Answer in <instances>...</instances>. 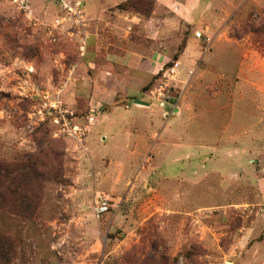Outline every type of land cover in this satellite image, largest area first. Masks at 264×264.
Segmentation results:
<instances>
[{
  "label": "rangeland",
  "instance_id": "1",
  "mask_svg": "<svg viewBox=\"0 0 264 264\" xmlns=\"http://www.w3.org/2000/svg\"><path fill=\"white\" fill-rule=\"evenodd\" d=\"M249 5L244 2L226 22L230 47L211 36L204 62L217 58L216 67L209 68L214 81L194 85L200 66L189 85L182 86L178 76L185 70L188 78L195 58L181 56L179 74L166 72L173 58L156 82L141 88L146 93L152 87L149 110L155 103L159 116L148 141L134 146L131 140L142 133L129 130L133 115L127 118L123 109L117 110L110 123L104 112L110 104L102 101L95 108L80 84L90 21L76 30L66 22L56 27L54 19L61 13L56 0H0V160L6 165L0 264H264V201L256 193L260 167L254 162L260 157L244 148L245 129L264 136V36L245 27L250 12H255V24L260 21L263 7ZM59 87L78 115L90 108L100 112L87 132L85 149L55 136L49 121L34 114L42 93ZM180 96L186 107L198 108L202 121L181 117L163 131ZM131 103L130 97L119 96L113 105ZM197 128L209 142L199 147L186 136L178 142L180 132L192 134ZM232 133L242 142L237 143L240 155H233L234 144H219L232 150L220 165L222 174L211 163L192 158L199 152L201 160L207 159L211 137L224 140ZM165 140L179 144L167 146ZM186 153L191 158H183ZM96 200L109 205L100 218L94 214Z\"/></svg>",
  "mask_w": 264,
  "mask_h": 264
},
{
  "label": "crops",
  "instance_id": "2",
  "mask_svg": "<svg viewBox=\"0 0 264 264\" xmlns=\"http://www.w3.org/2000/svg\"><path fill=\"white\" fill-rule=\"evenodd\" d=\"M83 1L86 19L90 21L92 27L88 37L86 58L81 63L84 72L80 76V84L91 104L92 102L96 103L95 108H100L102 101L110 104L109 110L104 111L109 114L110 123H114L116 118L113 113L120 109L124 110L127 118L130 115L134 116H132L134 126H131L129 130L142 133L131 140L130 143L134 146L144 145L143 143L148 141L149 131L156 130L154 117L159 116V109L156 108L155 103H153L154 108L149 110L152 105H149V91L153 92L152 87L148 88L146 93L140 90L148 86L150 82L158 80V75L164 66L174 58L179 44L184 41L183 51L177 58L179 62L177 74L182 66L179 60L181 56H186L187 59L195 58V64L187 70L188 78H184L185 70L181 72V77L178 76L182 86L189 85L191 78L200 66L202 69L199 71L194 85L198 83L197 81L202 82L205 79L212 82L215 78H212L213 71H210L209 68L216 67L218 60L216 58L207 64L204 62L206 51L201 52L203 40L197 38L195 32L200 31L202 35L213 36V42L223 43L230 47L233 39L228 36L226 22L231 20L233 14L242 10L244 2L246 4L250 2L248 7H264V0H155L153 14L150 17H144L116 8L117 4L126 0ZM133 36L143 37L145 41L139 43ZM198 52L202 53L200 57H198ZM261 65L264 67V61L261 62ZM184 91V89L181 91L182 94ZM119 96L130 97L132 103L126 107L118 104L113 105L114 100ZM180 99L182 100L173 110L172 116L166 120L163 131H170L174 123L179 122L181 117L194 120L199 116V120L202 121V115L201 112H198V108L186 107L185 99L182 97ZM99 114L100 112L96 114V117ZM228 127L229 123L225 125L223 132ZM199 128L192 134L187 130L182 131V134L180 132L178 142H185L186 136L187 140L195 141L199 147H202L205 141L209 142V138H202ZM202 128L205 132L206 127ZM129 130L123 129L124 132H129ZM244 132L247 133L244 137V144L246 143L244 148L246 151H254L260 157L259 160L254 161L260 167V174L258 173L256 177V193L264 201V136L261 139L259 133L258 135L254 134L249 128ZM163 142L167 146L176 143H167L168 140ZM210 142L213 144V149L207 159L201 160L199 152L192 153V158H198L202 164L211 163L214 166L212 170L220 175L223 172L220 165H224V157L229 158L232 150L228 148L224 150L221 146L219 147V144L222 142L234 144L236 148L233 155H240L237 143L242 142L239 141L235 133L226 135L224 140L222 137H211ZM257 144L260 145L258 151L256 150ZM192 146L196 149L197 145L193 144ZM183 158L189 159L191 155L186 153ZM250 161L252 160L250 159ZM238 167V170H243L241 162ZM233 171V178H235L236 171L234 169Z\"/></svg>",
  "mask_w": 264,
  "mask_h": 264
},
{
  "label": "built area",
  "instance_id": "3",
  "mask_svg": "<svg viewBox=\"0 0 264 264\" xmlns=\"http://www.w3.org/2000/svg\"><path fill=\"white\" fill-rule=\"evenodd\" d=\"M60 8V14L54 19V25L57 27L63 23H67L68 28L74 30L85 26L86 15L84 11L83 0H56ZM73 30V34H74ZM197 38L204 41L203 51H207L211 47L212 37L204 36L200 31L195 32ZM85 42L80 46V54L83 55L85 50ZM80 55V56H81ZM179 67L178 60H173L172 64L167 67L166 72L170 77H174ZM72 72V71H71ZM191 73V71H190ZM71 77V74H69ZM70 77H68L70 81ZM63 88H55L46 90L42 93V99L34 114L38 115L41 120H48L53 128L55 136H63L69 138L79 148L85 149V138L90 126L93 125L97 110L90 108L88 114L80 118L76 111L72 110L64 101L62 96ZM109 211L107 201L96 200L94 214L100 218Z\"/></svg>",
  "mask_w": 264,
  "mask_h": 264
},
{
  "label": "trees",
  "instance_id": "4",
  "mask_svg": "<svg viewBox=\"0 0 264 264\" xmlns=\"http://www.w3.org/2000/svg\"><path fill=\"white\" fill-rule=\"evenodd\" d=\"M155 0H149V4H147L144 0H126L116 5V8L122 11L133 12L139 14L144 17H150L153 14L155 8ZM255 12H250L248 15V21L245 24L247 30L252 33L253 35L257 36H264V7L258 12L259 22L257 24L254 23V14ZM232 35L234 37H238L235 31H232ZM184 48V41L181 43L179 50L174 55V59H177L179 54L183 51ZM168 64V63H167ZM151 83V82H150ZM149 83V84H150ZM88 114V113H87ZM85 115H78V117L83 118ZM6 165L2 160H0V200L2 198L3 191L5 190V185L3 184L6 175Z\"/></svg>",
  "mask_w": 264,
  "mask_h": 264
}]
</instances>
